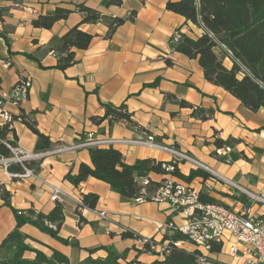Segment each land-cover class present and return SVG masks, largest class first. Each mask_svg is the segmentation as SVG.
<instances>
[{
	"label": "crops",
	"instance_id": "obj_1",
	"mask_svg": "<svg viewBox=\"0 0 264 264\" xmlns=\"http://www.w3.org/2000/svg\"><path fill=\"white\" fill-rule=\"evenodd\" d=\"M166 6L167 0H121L120 4L112 0H0L1 87L10 90L21 77L32 81L29 98L20 108H10L21 119L15 123L13 137L20 147L35 153L38 137L25 121L34 123L50 139L52 150L72 146L89 134L116 139L153 136L158 144L174 146L207 167L194 168L186 162L178 165L186 176L199 169L209 175L188 182L200 194L236 212L264 216V202L258 198L264 199V109L250 111L223 88L208 82L198 60L175 51L176 34L196 39L203 30ZM82 7L99 12L101 20L81 25L93 39L87 49L76 52L74 66L60 70L51 47L82 23ZM57 8L71 14L51 29L33 26L34 19ZM115 19L125 23L109 35V25ZM215 53L225 68L233 67V59L222 47ZM183 101L189 106L184 107ZM107 105L124 106L133 123H110L105 118ZM198 108L213 114L201 119L193 115ZM226 146L232 151L225 158L217 157L216 149ZM114 148L130 165L142 159L162 163L172 159L166 151L141 145ZM82 164L91 165L88 149L47 154L30 164L37 177L28 179H12L8 173L18 172V166L9 171L0 165V189L10 194L11 203V208L7 207L0 195V264L9 257L2 244L16 228L13 209L48 215L58 204L51 198L53 188L62 193L65 219L60 239L24 225L20 231L31 249L47 257L58 252L70 264L89 258L104 260L109 247L123 255L119 264H152L161 259L142 251L138 239L123 237L121 228L162 242L169 232L158 225L182 226L183 216L168 204L125 199L92 177L76 184ZM165 178L149 175L157 183ZM88 194L98 196L94 210L107 212L111 221L99 219L90 208L78 209L77 203ZM232 246L245 248L227 236L220 252H205L208 264H245L241 257L229 253ZM184 248L196 251L190 243ZM24 258L33 260L35 253L28 251Z\"/></svg>",
	"mask_w": 264,
	"mask_h": 264
},
{
	"label": "trees",
	"instance_id": "obj_2",
	"mask_svg": "<svg viewBox=\"0 0 264 264\" xmlns=\"http://www.w3.org/2000/svg\"><path fill=\"white\" fill-rule=\"evenodd\" d=\"M112 3L120 4L121 0H112ZM167 9L181 15L186 22L202 29L203 34L194 39L188 35H180L175 51L189 59L198 60L203 69L205 79L230 93L241 101L243 106L252 112L264 109V0H167ZM81 12L85 17L80 25L70 29L60 37L51 47L58 58L57 68L66 70L76 64V52L89 47L93 36L80 29L82 24H95L101 20L102 15L89 8L82 7ZM71 11L65 8H57L54 12L45 16H39L32 21L35 28L51 29L59 21L66 20ZM133 18V15L131 16ZM125 23L124 19H115L109 25V35L115 29ZM223 49L233 59V67L225 68L219 61L215 49ZM189 106L186 102L181 103ZM106 107L105 118L110 123L126 121L133 123L131 115L124 106ZM212 111L196 109L194 116L207 119ZM29 129L38 137L35 153H45L53 149L50 139L40 133L34 123L25 121ZM2 136H6L2 133ZM91 165L82 164L76 178V184L92 177L108 184L111 189L121 197L129 200L137 198L141 192L137 178L149 177L150 174H165L162 162L154 159L137 160L134 164H127L121 152L113 147L91 149ZM0 155L8 156L9 151L0 143ZM32 166V165H31ZM13 170V168H11ZM18 171L20 168L18 167ZM174 176L185 181L192 182L197 177L207 179L209 175L199 170H192L189 175H183L178 167ZM160 183L152 182L148 191H154ZM0 195L5 205L11 208L10 194L0 189ZM200 199L205 203H215L213 199L201 194ZM99 198L95 194L83 197L85 207L94 209ZM63 206L57 204L48 214H38L34 211L20 212L13 209L16 220L15 230L8 235L2 247L9 253L7 260L1 264H70L67 257L54 252L47 257L40 251L31 249L25 244L26 237L20 229L24 225H32L55 238L64 222ZM50 226H54L51 228ZM123 237L131 238L124 234ZM185 240L186 237L176 234L165 239ZM68 243L67 241H63ZM28 251L35 253V258H24ZM108 257L104 260L89 258L80 264H119L118 260L123 255H118L112 248H107ZM221 246H213L212 252H220ZM204 256L199 252H188L176 247L171 248L170 253L162 259L155 260L152 264H203L199 257ZM139 264V263H134Z\"/></svg>",
	"mask_w": 264,
	"mask_h": 264
},
{
	"label": "built area",
	"instance_id": "obj_3",
	"mask_svg": "<svg viewBox=\"0 0 264 264\" xmlns=\"http://www.w3.org/2000/svg\"><path fill=\"white\" fill-rule=\"evenodd\" d=\"M179 39L180 35L176 34L174 41L178 42ZM31 89V79L24 77L19 78L10 90H5L0 84V143L9 151L8 156L0 155V165L9 171L12 166L20 168L18 172L8 173L12 179L21 180L37 177L30 164L53 152L91 150L96 149V145L106 143H119V146L134 144L166 151L172 157L170 162L162 164L165 174L161 175L166 176V178L151 192L148 191V187L151 185L149 177L137 178L136 182L140 185L141 192L133 200L136 203L153 202L170 205L175 212L183 216L185 223L182 226L168 223L164 226L158 225V227L159 229H167L169 237L181 234L186 239L172 240L169 238L159 242L150 237L141 238L126 227L121 228L122 234L131 235L133 238L138 239L142 251L161 259L167 256L173 247L185 250L186 243H190L196 248H203L205 252L210 253L214 245L222 246L227 236H230L245 247L242 250H239L236 246L230 247L229 253L232 256L241 257L245 264H264V216L243 214L217 203L202 202L200 192L190 184L179 180L173 173L178 165L183 162L192 164L194 168L207 167L174 146H162L155 141L153 136H147L145 139H116L89 134L85 140H81L72 146L58 147L45 153H31L20 147L13 135H15V123L21 119L15 117L10 108H20L29 98ZM2 133H5L6 136H2ZM231 151V146L220 147L216 149L215 154L217 157L225 158ZM218 177L230 183L226 179ZM51 198L54 202L60 204L62 202L61 191L58 188H53ZM258 198L264 202L262 197ZM77 206L79 210L85 208L82 201L78 202ZM93 210L91 209V211ZM93 212L99 219L111 221L107 212L95 210ZM50 227L55 229L54 226ZM199 261L208 264L209 259L205 255L200 256Z\"/></svg>",
	"mask_w": 264,
	"mask_h": 264
},
{
	"label": "bare ground",
	"instance_id": "obj_4",
	"mask_svg": "<svg viewBox=\"0 0 264 264\" xmlns=\"http://www.w3.org/2000/svg\"><path fill=\"white\" fill-rule=\"evenodd\" d=\"M119 143H106L104 145H96V148H110V147H115L118 146ZM205 168V167H203ZM206 169V168H205ZM196 251L199 252L201 255L205 256V249L203 248H196Z\"/></svg>",
	"mask_w": 264,
	"mask_h": 264
},
{
	"label": "water",
	"instance_id": "obj_5",
	"mask_svg": "<svg viewBox=\"0 0 264 264\" xmlns=\"http://www.w3.org/2000/svg\"><path fill=\"white\" fill-rule=\"evenodd\" d=\"M224 48V47H223ZM225 49V48H224ZM228 52V51H227ZM229 53V52H228Z\"/></svg>",
	"mask_w": 264,
	"mask_h": 264
}]
</instances>
